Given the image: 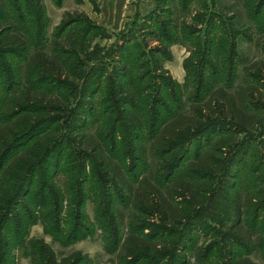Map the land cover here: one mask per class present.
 Returning <instances> with one entry per match:
<instances>
[{
	"label": "rangeland",
	"instance_id": "374dc122",
	"mask_svg": "<svg viewBox=\"0 0 264 264\" xmlns=\"http://www.w3.org/2000/svg\"><path fill=\"white\" fill-rule=\"evenodd\" d=\"M14 1L15 5L20 7V10L14 13L15 20L17 22L24 20L21 24L26 25L30 30L28 33L29 52L24 58H13L19 68L23 69L28 63H32V55L36 51L46 52L48 57L63 71L65 65L69 63L75 67H82L81 71L77 70L74 76L63 73L44 86L47 89H53L62 82L66 84V88L59 91L65 97L66 102L58 95L54 97V94H46L45 97L48 104H59L60 110L55 115L56 119L61 120L53 126V130L54 134L59 137L64 136L65 145H68V148H65L62 154L53 155L49 159L48 164L38 172L37 181L32 189L35 191L39 187L38 179H40L44 183L48 182L50 186L53 183L61 190L63 211L60 215V225L64 231L59 239L60 236H54L48 230L49 218H46L44 213L53 209L49 202L32 208L35 210L32 213L33 217L26 216L24 228L27 232L26 241L34 239L46 243L43 242L54 253L55 263L53 264H68V260L72 258L74 261L79 259V264H124L128 259L123 242L124 238L131 233L135 222L134 215L139 213L135 208L133 198H130L128 203H120L118 214L121 218L118 217L120 222L118 234L122 236V239L119 243L113 242L112 230L107 229L104 220H100L98 216L100 194L96 192V187H100L103 193L106 188L101 182L100 172L92 163L97 160L93 157L95 150L91 147L93 144L102 147L104 157L107 162L111 163V168L117 167L116 170L122 173H125V170L130 175L137 173L143 164L140 162L137 164L136 159L132 157L121 164L118 158L109 156L111 154L108 153V149L112 144L104 139L107 137L112 139V136L105 129L101 130L100 126L107 117L117 118V121L121 123L123 117L120 107L123 103L119 102V99L114 103L105 101L115 100L110 95L114 90L113 83L123 81L129 90L127 95L136 99L135 103L140 109L146 108V102H150L148 109L137 111L143 118L142 129L137 134L146 137L143 140L146 146L144 156L145 161L149 163L147 172L141 174L139 181L142 178H150V169L155 171L154 176L158 179L160 172L161 175L167 173L165 176L167 177L170 171H161L160 168L164 159H159L156 152L158 149L154 150L151 147L153 143L151 141L154 139L151 138L147 142L151 135L149 132L153 129L157 130L154 133L158 132L167 119L163 103L160 105L158 102H161L159 101L161 99L164 102H170L168 104L175 107V102L172 100L174 97L178 103L180 102L177 106L180 104L183 106L182 111H189L190 104L194 101V87L199 82L209 81L212 78L210 69L202 74L200 60L197 56L198 51L203 52L206 48V41L210 37L215 40L214 46L215 43L218 46L219 40L224 41V38H227L224 47L228 45L229 52L225 51L224 55L230 53L233 44L236 45L233 49L239 55L234 54L230 59L231 63L225 64L227 73L222 75L218 86L233 85L232 88H226V91L227 94L235 96L236 108L242 115L240 119L235 120L228 115L229 111L225 110L227 114L216 113L209 119V123L217 119L221 124L218 129L200 134L191 145L188 144L189 151L179 167L174 170L173 177H178L191 161L204 157L221 145H228V148L224 149L223 157H229L233 154V150L237 154L233 164L225 165L231 172L230 175L236 177L234 183L237 186L232 191L235 192L237 189L245 192L247 190L245 187L248 186L249 189V183L253 178L264 176V31H260L252 20V12L247 5V0H188L186 9L183 8V0H169L168 2L167 0ZM262 10L263 12L257 17V25L264 27V8ZM41 14H43L42 17ZM33 21L39 23V29ZM168 21H174L179 27L186 24L188 26L186 28L192 31H201L199 32L201 42H196L195 36L182 40L180 33L183 30L173 29L175 40L177 37L178 39L168 46L164 45L161 34ZM220 26L226 29L223 31ZM237 32L241 34L235 35ZM40 34L43 35L40 36ZM158 46H165L171 59H166L156 49ZM110 64L112 66L106 71L99 69L101 66ZM91 66H95L97 70L94 79L101 82L97 92H94L95 88L90 89L91 86L87 82L88 74L85 70L86 67ZM112 68L113 71H111ZM103 75L105 76L102 77ZM85 76L87 77L86 83ZM143 76L147 78L140 83ZM163 82L173 83L174 96L169 92L172 86L169 89L161 87ZM27 87L26 77L21 78L20 76L17 82L9 78L0 79V126L10 119L8 115L15 100L21 97L20 94L25 92ZM139 87H145L147 92L145 89L138 90ZM131 94L134 96L131 97ZM241 97H243V104ZM153 107L163 110L162 116L156 122H154L155 114L151 110ZM67 109L73 111L74 116L67 117L69 114ZM49 110L51 111V108ZM103 110L114 111V114L102 116ZM205 113L212 114V112ZM98 117L101 118L100 121L96 120ZM235 130L239 132L234 134ZM116 138L118 144L120 141L126 144L125 148L120 144L118 152L128 149L130 143L123 128L118 129ZM240 139L244 141L242 151L238 152L236 149L229 148L231 140H235L236 143ZM29 145L18 148L11 157L13 158L20 152L23 153ZM69 145L75 147L77 157L72 155L73 151ZM174 155L168 156L167 159H171ZM58 158L61 160L60 167L54 170L50 163ZM65 167L71 171L66 173ZM52 172L55 174L53 179H51ZM2 173L3 171L0 172V176ZM229 179V176L217 173L213 182L207 183L210 192L206 193L204 202L206 206L203 208L205 212L202 213L204 215L202 221L206 227L202 228V231L194 232V244L191 243L190 249L185 251L190 264H198V250H205L207 246L213 245L214 247L211 256L203 263L210 261L212 264L218 263V252L221 251L222 256L225 254L222 258L224 261H231L229 251L240 249L234 244L236 237L230 233V226L238 219L228 207L229 199L234 195L227 190L230 185ZM220 185L226 187V191L219 190L217 187ZM71 186L76 189L83 188L84 198L80 217H76L79 197L67 191V188H72ZM108 186L109 188L114 187L112 183ZM168 194V192L164 193V199L171 202L172 198ZM175 198L181 199L177 196ZM178 212L177 209L176 213ZM146 218L147 221L155 224L161 221L159 214L146 215ZM261 220L264 221V213L261 215ZM237 223L236 229L240 230L242 235L250 237L254 246L249 254H243L241 258L247 259L251 264H264V250L255 248L258 234H250L246 216L240 218ZM261 224L262 222H259L258 227ZM14 225V221H11L6 231L11 230ZM149 232V228H146L145 233ZM67 236L70 237L69 240ZM7 259V264H51L47 260L44 262L41 257L35 260V257L25 253L20 245L12 248ZM0 264H2L1 259ZM141 264H148V260ZM160 264H173L172 258L161 261Z\"/></svg>",
	"mask_w": 264,
	"mask_h": 264
},
{
	"label": "trees",
	"instance_id": "16d2710c",
	"mask_svg": "<svg viewBox=\"0 0 264 264\" xmlns=\"http://www.w3.org/2000/svg\"><path fill=\"white\" fill-rule=\"evenodd\" d=\"M257 1L258 4H256ZM257 1L247 0V5L252 12V20L256 23V27L260 31H264V27L257 25V17L263 12L264 0ZM187 2L188 0L182 1L184 9L187 7ZM15 4L14 0H0V79L9 78L17 82L20 76L21 78L26 77L28 87L25 92L20 94L21 97L15 100L14 106L8 115L10 119L7 123L0 126V172L3 171L0 176V235L4 233L2 239H0V259L2 264H7V258L12 248L20 245L23 251L33 255L35 260L41 257L44 262L47 260L53 264L55 263L54 253L45 245L46 243L43 241L44 244L42 241L34 239L26 241L27 232L26 228H24L26 226V216L29 218L33 217L32 213L35 210L32 208L37 207V205L43 206L49 202L53 209L44 213L45 217L49 218L48 230L54 236H60L59 239H61L62 232L64 231L60 225V215L63 211V194L61 190L55 187L56 185L53 183L50 186L48 182L44 183L40 179H38L40 182L39 187L35 191L32 189L35 181H37L38 172L44 165L48 164L49 159L53 155L62 154L65 148H68V145H65L64 136L59 137L54 134L53 130V126L61 120L56 119L55 115L60 110L59 104H48L45 97L46 94H54V97L58 95L66 102L65 97L59 93L60 90L66 88V84L62 82L57 88H53L55 90L47 89L44 86L54 81V79L63 73L74 76L77 70L81 71L82 67H75L69 63L65 65L63 71L62 68H59L48 57L46 52L36 51L32 55L33 62L28 63L23 69L22 67L19 68L18 63L14 62L13 58H24L29 52L28 33L30 30L26 25L21 24L24 20L19 21L20 23L15 20L14 13L20 10V7ZM40 16L42 17L43 14ZM33 23L39 29V23H36V21H33ZM186 27H188L186 24H182L179 27L174 21H168L162 29L161 37L163 44L168 46L178 39L177 37L175 40L173 29L183 30L180 33L182 40L195 36L196 42H201V38L199 37V32L201 31H192ZM214 27L215 24L212 28V33L210 32L211 35L213 34ZM220 27L223 28V31L226 29L225 27ZM240 34V32H237L235 35L238 36ZM42 35L40 34V36ZM224 39V41H218V46L217 43L214 46L215 40L210 37L206 41V48H202L203 52H197L202 74L210 69L212 78L209 81L199 82L194 87V101L191 102L189 111H182L183 109L181 108L183 106L181 104L177 106L180 102L178 103V100L174 97H172V100L175 102V107L168 104L170 102H164L159 99L161 102L158 103L160 105L163 103V108L166 110L164 114L167 115V119H165L162 128L158 132L154 133L157 131L154 129L149 132L151 135H149L150 138L147 139V142L151 138L154 139V141H151L153 142L151 147L154 150L158 149L156 152L159 155V159H164L160 164V168L161 171H170L167 177H165L167 173L161 175L160 172L158 179L154 176L155 171L150 169V178H142L139 181L141 174L146 173L149 168V163L145 161L144 156L146 146L143 140L146 137L137 134L142 129L143 118L137 112L140 107L135 103L136 99L133 97L134 95L131 94V97L134 99L130 98V95H127L129 90L126 84L123 81L113 83L114 90L110 95L115 100L105 102L114 103L119 99V102L123 103L122 107H120L123 119L119 123L117 118L107 117L103 125H99L101 130L105 129L112 136V139L110 137L104 139V141L111 142L112 144L108 149V153L111 154L109 156L111 158H118L121 164L132 157L136 159L135 162L137 164L140 162L143 165L137 173L132 175L126 170L125 173H122L116 170L117 167L111 168V163L107 162L104 157L102 147L93 144L91 148H94L95 153L93 157L97 160L92 163L100 172L101 182H103L106 188V191L103 193L100 187L96 185V192L100 194L98 199L100 213L98 216L100 220H104L107 229L112 230L113 240H110L119 243L122 239V236L118 234V227L120 225L118 206L120 203H128L129 199L133 198V203L139 213L136 216L134 215L135 222L132 225L131 233L124 238L123 244L126 256L128 257L124 264H141L145 260H148V264H160L161 261L168 258H172L173 264H190L185 251L190 249L191 243L194 244V232L198 230L202 231V228L205 229L206 227L202 221L204 216L202 213L205 212L203 208L206 206L204 204L206 193L210 192L208 191L209 186L207 183L213 182V178L217 173L230 177V185H228L227 190L234 195L229 199L230 204L228 207L236 219L239 220L246 216V223L251 232L250 234H258L255 248L264 250V221L261 220V215L264 213V176L253 178L249 183V189L248 186L245 187L247 189L245 192L237 189L235 192L232 191L237 186L234 183L236 177L230 175L231 172L225 165L233 164L237 154L233 150V154L229 157H223L225 154L224 149L228 148V145L216 147L204 157L191 161L178 177H173L174 170L179 167L187 155L189 145L200 134L218 129L219 124H221L217 119L209 123V119L215 116L216 113L219 115L225 113V110L229 111L227 113L233 119L241 118L242 114L236 108L235 96L227 94L226 91V88H232L233 85L227 87L225 85L218 86V83H221L222 75L227 73L225 64L231 63L230 59L234 54L239 55L233 49V47L236 48L235 44L232 45L233 47L231 46L230 53L224 55L225 51L229 52L227 49L228 45L225 46L226 48L224 47L227 38ZM122 46L124 47V45ZM156 49L166 59H171V55L168 49H165V46H158ZM119 51L121 52V50ZM111 66V64L101 66L99 69L106 71ZM113 70L112 68L111 71ZM85 71L88 74L87 82L91 86L90 89L95 88L94 92H97L101 82L99 83L97 79H94V75L97 73L95 66L86 67ZM104 74L106 73L104 72ZM84 78L86 83L87 77L85 76ZM146 78L147 76H143L140 79V83L144 82ZM163 86L168 89L172 86L169 92L170 95L174 96L175 87H173V83L163 82L161 87ZM143 89L145 87L138 88V90ZM145 90L147 92V89ZM158 92L160 93V89ZM240 100L243 104V97ZM149 106L150 102L147 101L146 108H142L140 111L148 109ZM50 108L51 111L49 110ZM156 108L153 107L151 109L155 114L154 122L158 121L163 114L162 109ZM67 112H69L68 116L66 113L67 117L69 115L74 116L73 111L67 109ZM125 112L128 113L126 114ZM205 112H212V114L208 115ZM110 114H114V111L103 110L102 116ZM100 119L98 117L96 120L100 121ZM126 121L127 123H124ZM119 128L125 130L130 143L129 147H127L128 149H122L121 152H118V146L121 144L124 147L126 144L124 141H120V144H118L116 134ZM233 132L237 134L239 131L235 130ZM28 144H30L29 147L23 153L20 152V154L18 153L13 158L11 157L12 153L17 152L18 148ZM69 148L73 151L72 155L77 157L75 147L69 145ZM229 148L240 152L244 149V141L240 139L235 143V140H231ZM172 154H175L174 157L168 160V156L170 157ZM60 162L61 160L58 158L53 163H50V166L54 167V170L58 169ZM120 163L118 164L121 166ZM64 170L66 173L71 171L67 167ZM54 172H52L51 179L55 178ZM92 176L98 178L96 175ZM110 183L113 184V188H109L108 184ZM71 187L67 188V191L73 195L77 194L79 197L76 208L78 214H75L76 217H80L84 198L83 188L76 189L73 186ZM217 188L226 191V187L224 186L220 185ZM165 192L169 193L168 195L172 198L171 202L164 199ZM176 196L181 199L177 200ZM182 199L183 201H181ZM176 208L179 210L178 213H176ZM155 214L161 216L159 224L147 221L146 215L153 216ZM238 220L230 226V233L236 237L237 240L234 241V244L240 249L229 251L231 261H224L222 258H224L225 254L222 256L221 251L218 252L217 259L219 261L216 264H251L247 259H242L241 256L249 254L254 249V246L250 237L242 235L241 231L236 229ZM11 221H14L15 225L11 230L6 231ZM259 222H262L260 227H258ZM121 224H123L122 220ZM146 228H149V233H145ZM86 230L88 231V229ZM69 238L67 236V240ZM213 247L211 245L207 246L205 250H198V264H212L210 261L207 263L203 262L211 256ZM68 264H79V259L74 261L72 258L68 260Z\"/></svg>",
	"mask_w": 264,
	"mask_h": 264
}]
</instances>
